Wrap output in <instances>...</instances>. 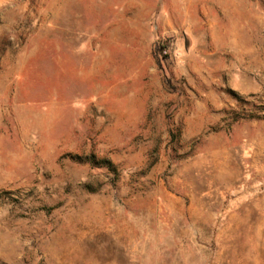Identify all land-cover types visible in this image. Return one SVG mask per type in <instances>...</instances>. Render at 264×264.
Returning <instances> with one entry per match:
<instances>
[{
  "label": "rangeland",
  "instance_id": "1",
  "mask_svg": "<svg viewBox=\"0 0 264 264\" xmlns=\"http://www.w3.org/2000/svg\"><path fill=\"white\" fill-rule=\"evenodd\" d=\"M0 264H264V0H0Z\"/></svg>",
  "mask_w": 264,
  "mask_h": 264
}]
</instances>
